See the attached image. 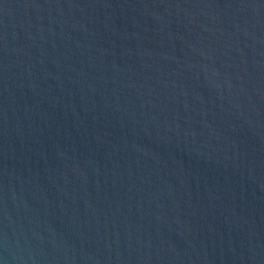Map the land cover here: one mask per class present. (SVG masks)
Wrapping results in <instances>:
<instances>
[{
    "label": "water",
    "instance_id": "95a60500",
    "mask_svg": "<svg viewBox=\"0 0 264 264\" xmlns=\"http://www.w3.org/2000/svg\"><path fill=\"white\" fill-rule=\"evenodd\" d=\"M0 264H264V0H0Z\"/></svg>",
    "mask_w": 264,
    "mask_h": 264
}]
</instances>
